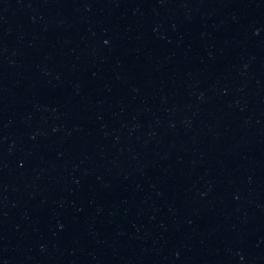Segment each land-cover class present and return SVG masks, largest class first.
<instances>
[{
	"label": "water",
	"instance_id": "1",
	"mask_svg": "<svg viewBox=\"0 0 264 264\" xmlns=\"http://www.w3.org/2000/svg\"><path fill=\"white\" fill-rule=\"evenodd\" d=\"M0 264H264V0H0Z\"/></svg>",
	"mask_w": 264,
	"mask_h": 264
}]
</instances>
